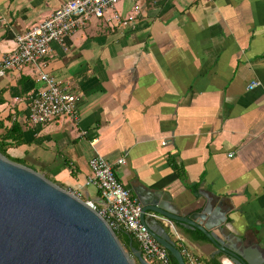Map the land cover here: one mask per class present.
<instances>
[{
    "label": "crops",
    "instance_id": "1",
    "mask_svg": "<svg viewBox=\"0 0 264 264\" xmlns=\"http://www.w3.org/2000/svg\"><path fill=\"white\" fill-rule=\"evenodd\" d=\"M67 1L0 0V59ZM63 43L0 78V120L24 136L9 157L100 207L88 165L100 156L139 204L164 195L264 257V0H124ZM38 70L78 96L77 119L29 123L28 99L45 88ZM153 214V233L202 262L234 264L199 230Z\"/></svg>",
    "mask_w": 264,
    "mask_h": 264
},
{
    "label": "water",
    "instance_id": "2",
    "mask_svg": "<svg viewBox=\"0 0 264 264\" xmlns=\"http://www.w3.org/2000/svg\"><path fill=\"white\" fill-rule=\"evenodd\" d=\"M88 201L0 154V264H133L115 233L89 206L94 201ZM141 205L142 223L177 264H185L180 250L167 233L149 230L144 222L147 212L199 230L234 264H264L257 249L251 251L254 256L225 244L210 231L208 222L202 225L180 216L164 195L153 194ZM130 251L139 264H150L140 250L131 247Z\"/></svg>",
    "mask_w": 264,
    "mask_h": 264
},
{
    "label": "built area",
    "instance_id": "3",
    "mask_svg": "<svg viewBox=\"0 0 264 264\" xmlns=\"http://www.w3.org/2000/svg\"><path fill=\"white\" fill-rule=\"evenodd\" d=\"M124 0H68L54 10L43 22L32 26L16 38V47L0 59V78L8 70H21L26 65H37L52 53L54 43L64 46V39L86 25L93 18H102ZM66 50V48H63ZM36 80L45 85L28 99V121L33 126L45 125L56 118H78V96L63 89L51 75L38 70ZM257 82L248 86L252 89ZM231 156V155H230ZM124 159L116 165L123 166ZM89 183L100 194L104 204L89 206L115 233L123 230L137 244L143 258L150 264H170L168 252L161 247L142 223V206L116 178L114 165L100 156L89 160ZM156 217L155 214H153ZM185 264H204L185 248L180 250Z\"/></svg>",
    "mask_w": 264,
    "mask_h": 264
},
{
    "label": "trees",
    "instance_id": "4",
    "mask_svg": "<svg viewBox=\"0 0 264 264\" xmlns=\"http://www.w3.org/2000/svg\"><path fill=\"white\" fill-rule=\"evenodd\" d=\"M23 143H24V136H23V131H22L21 127L17 123H12L10 127H7V126H5V123L0 120V154L12 162H15L17 164H20L22 166L27 167L24 162L11 159L8 155L9 149L16 147V146H19V145H22ZM44 177L47 178L46 176H44ZM47 179L49 180V178H47ZM50 181L53 182L54 184L60 186L61 188H63L61 185L57 184L56 182H54L52 180H50ZM198 233H199L202 240L208 241V239L202 233H200V232H198ZM115 235H116L118 241L122 244V246L129 252L131 257H132V254L130 251L131 247L139 250L135 241L125 231L119 230V231L115 232ZM174 243H175L176 247L179 250H181V248L177 245V243L176 242H174ZM168 257H169V263L170 264H177L176 261L170 256L169 253H168ZM134 260H135L136 264H139L135 258H134ZM204 264H220V263L218 262L217 258H213L207 262H204Z\"/></svg>",
    "mask_w": 264,
    "mask_h": 264
},
{
    "label": "rangeland",
    "instance_id": "5",
    "mask_svg": "<svg viewBox=\"0 0 264 264\" xmlns=\"http://www.w3.org/2000/svg\"><path fill=\"white\" fill-rule=\"evenodd\" d=\"M39 174H41V173H39ZM41 175H43V174H41ZM124 248V247H123ZM124 250H125V252L128 254V256H129V259L131 260V262L133 263V264H136V262H135V260H134V258L133 257H131V255L129 254V252L124 248Z\"/></svg>",
    "mask_w": 264,
    "mask_h": 264
}]
</instances>
